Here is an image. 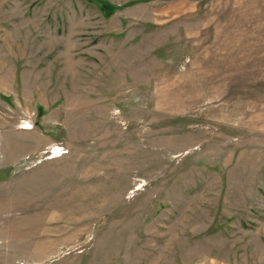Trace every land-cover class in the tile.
<instances>
[{
	"label": "rangeland",
	"instance_id": "374dc122",
	"mask_svg": "<svg viewBox=\"0 0 264 264\" xmlns=\"http://www.w3.org/2000/svg\"><path fill=\"white\" fill-rule=\"evenodd\" d=\"M0 264H264V0H0Z\"/></svg>",
	"mask_w": 264,
	"mask_h": 264
}]
</instances>
